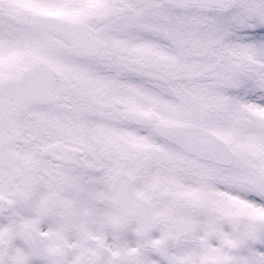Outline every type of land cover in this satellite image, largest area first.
Returning <instances> with one entry per match:
<instances>
[{"label":"snow or ice","instance_id":"obj_1","mask_svg":"<svg viewBox=\"0 0 264 264\" xmlns=\"http://www.w3.org/2000/svg\"><path fill=\"white\" fill-rule=\"evenodd\" d=\"M0 264H264V0H0Z\"/></svg>","mask_w":264,"mask_h":264}]
</instances>
